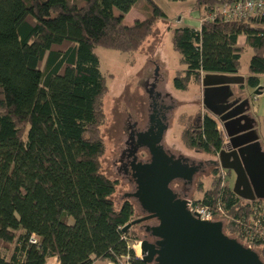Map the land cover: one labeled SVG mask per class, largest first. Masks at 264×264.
<instances>
[{
  "label": "trees",
  "instance_id": "1",
  "mask_svg": "<svg viewBox=\"0 0 264 264\" xmlns=\"http://www.w3.org/2000/svg\"><path fill=\"white\" fill-rule=\"evenodd\" d=\"M138 1L0 0V264H47L50 257L59 264H117L126 258L129 264H153L132 247L139 239L135 225L124 230L136 218L134 204L126 199L116 206L118 181L101 169L108 84L95 48L137 51L157 22L168 18L158 3L146 0L144 18L125 23ZM234 1L197 0L200 28L169 27L184 66L173 79L176 89L200 85L207 73L239 74L246 47L253 53L239 88L261 85L264 15L218 13ZM241 35L244 45L238 43ZM187 122V148L215 155L225 144V132L210 113L189 115ZM220 168L212 170L219 175L202 198L193 200L222 206L230 218L224 232L232 237L227 230L235 231L259 254L254 247L264 245V233L249 218L259 217L264 228V200H243L229 180L222 183Z\"/></svg>",
  "mask_w": 264,
  "mask_h": 264
},
{
  "label": "water",
  "instance_id": "2",
  "mask_svg": "<svg viewBox=\"0 0 264 264\" xmlns=\"http://www.w3.org/2000/svg\"><path fill=\"white\" fill-rule=\"evenodd\" d=\"M242 83H245L242 75L205 74L204 105L220 116L226 142L215 154L216 163L235 173L233 192L248 201L264 200V148L255 119L247 113L251 108L250 98H241L230 90L231 84ZM263 90L261 84L254 94ZM167 129L166 123L157 135L153 132L151 136L144 135L151 162L137 170V189L131 197L149 215L136 218L124 227L127 230L144 220L158 219L159 223L151 227L152 235L158 240L155 243L142 240V259L148 263L154 261L153 264H264L254 249L224 232L221 220L205 221L191 213L186 195L179 197L170 186L173 180L181 178L192 183L198 167L184 165L168 156L161 143Z\"/></svg>",
  "mask_w": 264,
  "mask_h": 264
},
{
  "label": "rangeland",
  "instance_id": "3",
  "mask_svg": "<svg viewBox=\"0 0 264 264\" xmlns=\"http://www.w3.org/2000/svg\"><path fill=\"white\" fill-rule=\"evenodd\" d=\"M158 2L168 12L169 17L157 22L154 34L147 39L139 50L125 52L103 46L95 48L100 59L101 72L106 77L108 84V91L104 96L105 118L100 127V133L106 146L105 153L101 157V169L108 177L118 181L113 195L117 207H120L128 198V193L136 191L137 188V183L132 178L133 171L130 165L134 155L142 160L148 159L147 148L142 149L144 145L135 150V153L131 148H133V143L137 137L135 134L138 133L139 137L141 133H144L146 125L152 118V113H154L152 104L156 95L163 98L165 103L161 102L160 104H166L168 109L169 119L165 121L168 124V131H166L167 134L165 133L162 143L164 148L181 154L194 162L206 163L212 158L211 155L189 149L183 144L182 132L188 124L187 118L189 115L198 112L199 104L193 100L195 94L192 88L178 90L173 85L175 75L184 66L179 62V53L172 48L171 34L167 32V23L171 21L174 24L180 16L178 10L187 9L189 6L188 4H174L168 0H158ZM141 5L146 7V0H142ZM129 17H127V21H124L125 23L130 22L128 21ZM252 53V49L249 47L244 51L242 56L243 70L247 71ZM250 102L252 108L257 107V104L260 105L262 102V108L264 106V100L255 102L250 98ZM257 117L259 127L264 132V111H259ZM195 123H199L198 119ZM213 169L214 166L208 165L204 171L195 175L194 181L184 191L186 198H202L204 191L212 186L214 177L219 175L218 173L213 174ZM234 178V175L228 174L227 180L232 186L235 181ZM128 199L134 204L136 218L143 215L144 212L137 199L133 197ZM251 219L252 217L249 218V221ZM216 220H221L224 227H227L230 222V218H227L226 215H217ZM133 230L139 234V239L132 240L131 244L136 255L142 257L141 244L144 232L138 225H135ZM227 232L232 237L240 238L233 230L228 229ZM240 239L243 240V238ZM243 242L246 243L244 240ZM254 248L263 258L264 245ZM126 260L117 264H123ZM100 263L115 264L112 262Z\"/></svg>",
  "mask_w": 264,
  "mask_h": 264
},
{
  "label": "crops",
  "instance_id": "4",
  "mask_svg": "<svg viewBox=\"0 0 264 264\" xmlns=\"http://www.w3.org/2000/svg\"><path fill=\"white\" fill-rule=\"evenodd\" d=\"M141 1L142 0L138 1L131 8V10L125 14L124 21H127V17L130 16L129 20H128L130 22L127 24H132L134 21L144 18L145 14H143V13H144L145 7L143 5H141ZM154 1L159 4L158 0H154ZM168 1L172 2L174 4H188V6H189V8H187V9L181 8L178 10V12L180 13V16L176 19V22L174 24L171 21L169 23H167L168 24L167 25V32H169V34H171L169 27H173L175 25H188V26L195 27V28L201 27L202 9L199 7L197 0H178V1L168 0ZM159 5L161 6V4H159ZM142 11H143V13H142ZM165 12H166V10H165ZM166 13H167V16L169 17L168 12H166ZM245 40H246L245 36L241 35L238 38V43L240 45H244ZM246 48H248V47H246ZM247 74H248V70L247 71L243 70L241 67L239 74H236V75H242V76L246 77ZM261 81H262L261 84H264V75L261 76ZM191 88L193 89V92L195 94L193 100H196L197 103L199 104L198 112L196 114H192V115H194V116L199 115L200 116L203 113L208 112L217 119V116L204 105V86L202 84V81H201L200 85H194V84L191 85L189 89H191ZM230 90L235 91L237 93L236 95L242 96L241 98L248 97V98H251L252 100H254L255 102L264 100V90L260 94H254L255 89L245 87L243 90H240L239 85H236V84H231ZM236 97H238V96H236ZM262 105H263V102L260 105L257 104V107H254V108H252V106H251V108L248 109L247 113L255 119V127H256L257 131L259 132L260 140H261L263 148H264V132H263V129L259 127L258 120H257V118H258L257 116H258L259 111H261V110L264 111V106L262 108ZM217 121L219 122V127L223 129V126L220 123V121L218 119H217ZM167 131H168V129H167ZM168 140H169V138H168ZM47 264H59L58 258L57 257H50L47 261Z\"/></svg>",
  "mask_w": 264,
  "mask_h": 264
},
{
  "label": "flooded vegetation",
  "instance_id": "5",
  "mask_svg": "<svg viewBox=\"0 0 264 264\" xmlns=\"http://www.w3.org/2000/svg\"><path fill=\"white\" fill-rule=\"evenodd\" d=\"M161 102H164L163 98L161 96H159V95H156V99L154 100V103L152 104V111L154 110V113H152V118L149 121V123L146 125V127H145L146 129H144V133H143L141 139H140V137H138V133L135 134L137 137L134 136L136 138H135V142L133 143V148H131L132 151L135 153V150H138L139 147L144 145V147L142 149H146L147 148L146 150H148V153H149V156H150V158L148 156L147 160H142L141 158H138L137 156L134 155L133 159L131 160L130 165H131V169L133 171L132 172V178L135 181L137 179L135 175L137 173V170L141 167V165L151 162V153H150V151L148 149V146L145 144V143L148 142V139H147V137H144V135L148 134V136H151L152 132L154 133L153 135H155V134L157 135L164 128V126L166 124L165 121L167 119H169L168 109L166 107V104H162L161 105L160 104ZM218 109H220V108L218 107ZM198 117H200V116L198 115ZM219 118H220V116L217 117V119H219ZM197 119L199 120V118H197ZM166 131H164L161 143H163ZM165 150H166L168 156L171 157L172 159H179V160H181L182 164H184V165L198 167V171L193 176V181H194L195 175L200 173V172H202V171H204L205 168L208 167V165H210V166L212 165V167L213 166L215 167L216 165H218L216 163V160H217L216 155H211L212 156L211 160L209 162L203 163V162H194V161H191L188 158L186 159L183 155L177 154V153L171 151L168 148L167 149L165 148ZM197 152H200V151H197ZM228 173L230 174V176L234 175V177H236L235 173L233 171H228ZM234 180H235V178H234ZM188 185H190V181L189 180H185L183 178L177 179V180H173L172 183L170 184V186L178 194V196L182 197V198L185 196L184 195V191L187 188H189ZM134 192L128 193L127 194L128 198H131V196H132V194ZM142 210H143L144 214L139 216V217H144V216L149 215V213L146 212L143 208H142ZM158 223H159V221H158L157 218H150V219L144 220L143 222L135 224V225L140 226L141 230L144 232L143 233V235H144L143 240H146V241L151 242V243H155L158 240V238H156V237H154L152 235L151 227L157 225ZM153 263H154V261H153Z\"/></svg>",
  "mask_w": 264,
  "mask_h": 264
},
{
  "label": "built area",
  "instance_id": "6",
  "mask_svg": "<svg viewBox=\"0 0 264 264\" xmlns=\"http://www.w3.org/2000/svg\"><path fill=\"white\" fill-rule=\"evenodd\" d=\"M218 13L223 15L225 18H233V17H245L253 14H261L264 15V0H236L231 3H225L218 8ZM214 16L213 14H209L208 18ZM228 170L224 168H220V176L222 178V183H225L228 178ZM187 207L191 213L197 215L200 219L205 221H213L216 220L217 215H224V209L222 206L218 205V209H213L208 205H204L196 202L192 198H187ZM262 215V214H261ZM254 227L259 229V235L264 233V228L260 225L259 217H252L250 220ZM249 247L252 248L251 245ZM126 262L123 264H129L128 258H126Z\"/></svg>",
  "mask_w": 264,
  "mask_h": 264
}]
</instances>
